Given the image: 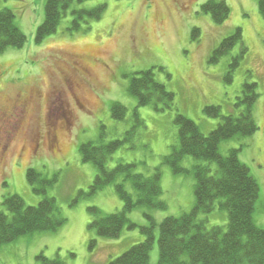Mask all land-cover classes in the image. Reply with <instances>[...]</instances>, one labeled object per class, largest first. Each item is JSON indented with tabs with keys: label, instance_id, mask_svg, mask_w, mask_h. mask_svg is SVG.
Listing matches in <instances>:
<instances>
[{
	"label": "rangeland",
	"instance_id": "1",
	"mask_svg": "<svg viewBox=\"0 0 264 264\" xmlns=\"http://www.w3.org/2000/svg\"><path fill=\"white\" fill-rule=\"evenodd\" d=\"M206 1L84 0L69 10L55 34L37 43L36 32L44 20L46 0H0V8L14 11L18 26L27 35L24 47L0 53V113L14 108L17 113L20 94L37 98L27 108L21 122L24 127L12 136L9 152L0 163V210L8 195L17 194L34 206L48 195L57 199L60 214L66 219L56 231L35 232L1 246L0 264H41L40 254L48 259L59 257L67 264H108L146 239L141 226L190 212L195 205L194 166L207 163L186 156L185 173H175L166 163V156L178 143L176 114L186 115L208 134L221 120L207 115L205 106L220 105L223 115L238 114L235 103L247 80L258 84L254 115L259 129L252 136L223 141L220 152L227 155L230 149L244 144L239 157L259 183L254 219L264 228V17L259 0H225L230 16L217 24L202 11ZM98 6H105L99 20L83 24L80 30H69L72 9ZM195 27L200 29L197 38L192 37ZM237 28L242 30V41L218 62L210 63L213 50ZM241 54L244 56L238 59ZM237 60L239 64L228 81V72ZM73 61L89 70L87 77L69 67ZM152 68L156 79L175 94L170 107L162 103L158 108L155 104L138 106L136 97L128 91L134 72ZM65 78L79 81L81 88L76 92L84 108L72 99L71 84L69 92L62 93ZM114 102L127 107L125 119L112 116ZM135 109L144 125L113 154L108 166L136 163L134 172L146 176L160 169L163 192L159 199L166 207L137 206L128 217L138 226L126 227L118 238H107L90 227L95 219L90 208L98 207L104 214L122 210L125 200L116 189L122 178L91 193L98 169L82 160L79 148L87 142L102 139L108 143L127 137L134 125ZM54 125L58 128L57 142ZM211 167L217 169L215 163ZM29 168H35L44 178L55 179L46 193L34 191L27 178ZM126 187L137 198L131 182L127 181ZM206 217L208 227L228 222L227 212L218 207L201 215ZM154 233L150 264H159L158 225Z\"/></svg>",
	"mask_w": 264,
	"mask_h": 264
},
{
	"label": "trees",
	"instance_id": "2",
	"mask_svg": "<svg viewBox=\"0 0 264 264\" xmlns=\"http://www.w3.org/2000/svg\"><path fill=\"white\" fill-rule=\"evenodd\" d=\"M83 1L46 0L45 16L37 28L36 42L42 43L45 38L55 34L69 10L76 3ZM259 9L264 17V0H259ZM104 11L105 6L90 10L72 9L73 19L69 30H80L83 24L99 20ZM202 11L210 14L215 23L222 24L229 18L231 9L225 0H208L202 5ZM199 36L200 29L195 27L192 37ZM241 41L242 30L237 28L213 50L209 62H218ZM26 42L27 35L18 26L14 11L0 8V53L8 49H20ZM243 56L244 54L239 55L238 59ZM238 64L237 60L233 69L228 72V81L232 80L233 71ZM128 91L136 97L138 106L155 104L158 108V103H162L170 107L175 99V94L156 79L153 68L134 72ZM258 98V84L247 80L243 83L235 103L238 114L223 115L220 105L205 106L204 112L207 115L221 120L208 134H204L194 120L184 114H176L178 143L172 146V151L165 161L175 173L188 172L183 167L186 156L207 163L194 166L195 205L190 212L180 217L169 216L159 224L154 221L147 226H141L146 239L133 245L108 264H150V254L155 243L154 229L157 225L159 264H264V228L254 219L256 204L260 198V186L249 167L240 160L239 153L244 144L239 148L230 149L227 155L220 152L223 141L235 137H249L259 129L254 115ZM111 111L116 120H123L128 109L125 105L114 102ZM133 116L134 125L126 133L127 137L108 143H104L102 139L97 143L87 142L79 148L82 160L92 162L98 169L91 185V193L122 178L121 182L116 183L118 193L125 200L122 210L104 214L98 207L90 208L95 216L90 227L107 238H118L126 227L133 229L138 226L128 217L137 206L147 205L157 209L166 207V203L159 199L163 192L160 169L146 176L134 172L136 163L120 162L114 168L108 166L113 154L133 136L138 127L144 125L137 109L134 110ZM212 163L217 165L215 171L211 167ZM27 178L36 193H46L47 187L55 180L44 178L35 168L28 169ZM127 181L131 182L137 198L127 190ZM2 205L4 209L0 210V247L28 234L56 231L66 222L60 214L57 199L48 195L35 206L27 205L17 194L8 195ZM216 207L227 212L228 222L226 225L208 227L207 217L201 218V215L212 213ZM147 216L152 220L151 216ZM91 242L93 244L95 240ZM38 258L41 264H67L59 257L48 259L40 254Z\"/></svg>",
	"mask_w": 264,
	"mask_h": 264
},
{
	"label": "flooded vegetation",
	"instance_id": "3",
	"mask_svg": "<svg viewBox=\"0 0 264 264\" xmlns=\"http://www.w3.org/2000/svg\"><path fill=\"white\" fill-rule=\"evenodd\" d=\"M69 67H72L73 69H79L80 73L82 75V73H85V75H83L84 77H87L89 74V70L88 69H83L80 68L77 63H75L74 61L71 62V65ZM58 77V76H57ZM60 79V77H58ZM81 79H83L82 77H80ZM2 79V77L0 76V80ZM65 80V82H64ZM64 86V90L61 89L62 93H66L69 92L68 90V84H71V86L73 87V90L70 91V94L72 96V99H74V102L76 103L77 106H80V108H84L83 103L80 102L79 98L77 97V92L79 91V89L81 88L79 81H77V79H75L73 81L72 78H65L63 79V81L61 82ZM67 84V86H66ZM80 87V88H79ZM66 88V90H65ZM77 88H79L78 90H76ZM68 90V91H67ZM60 91V90H58ZM37 99L34 95H29L28 97H26V95L24 94H20L16 100V104H17V113H15V108L11 111L8 112H1L0 113V163L4 160V158L6 157V155L9 152V148L11 145V139L12 136L15 133L20 132L23 129V125L21 124V122L23 123L24 120V115L26 113L27 108L31 105V103L33 102V100ZM69 122V119L65 120V124H67ZM54 133H53V137L55 138V142H57L58 140V128L57 125H54V129H53ZM25 131H24V135H25ZM5 138V143L3 144L2 140ZM51 138V137H50ZM24 150V149H23Z\"/></svg>",
	"mask_w": 264,
	"mask_h": 264
}]
</instances>
